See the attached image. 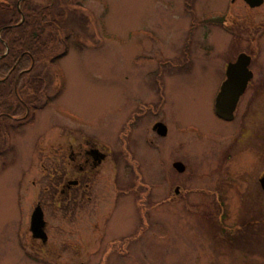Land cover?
<instances>
[{
    "label": "rangeland",
    "instance_id": "rangeland-1",
    "mask_svg": "<svg viewBox=\"0 0 264 264\" xmlns=\"http://www.w3.org/2000/svg\"><path fill=\"white\" fill-rule=\"evenodd\" d=\"M186 1H61L59 7L64 13L63 18L66 17L62 27L71 32L70 36L68 34V53L54 66L45 64L37 68L38 73H46L45 86L51 99L45 108L37 110L32 122L17 132L9 131V134L2 130L0 133V149L5 152L4 160L0 159V264H61L67 257H76L75 246L77 248L79 243L83 247L82 257L88 253L93 257L91 253L97 250V241L103 235L105 240L109 238L108 241L120 236L131 237L127 244L130 257L126 258L127 264H208L209 260L219 257L222 258L219 264H264V244L260 245L258 255L242 256L236 250L233 253L237 255L231 254L223 243L219 244L213 238L217 236L218 227L211 226L202 216L193 220L187 211L186 193L173 198L175 185L190 186V175H174L169 165L167 168L162 153L145 148V124L135 127L131 134L136 146H132L134 156L129 161L133 173L126 162L128 157L120 151L119 132L128 117V109L135 98L154 99L160 84L171 100L167 114L177 126L196 124L205 135L222 134L230 129L229 125L216 120L211 111L219 85L214 70L219 62L215 57L209 56L204 63L191 58V68L167 67L164 68L165 81L159 77L161 62L175 58L187 44H196L197 39L203 41L202 44L207 43L198 35L203 32L220 34V31L212 27L205 29L203 25L195 26L197 30L191 29L193 19L187 15L190 1ZM46 3L48 0H31L30 7H41ZM227 3L228 0H195L193 11L197 16L203 15L223 9ZM57 8L55 11L59 10ZM190 30L193 31L191 35ZM56 44L58 48L62 47ZM194 55L195 59H205L199 51ZM184 59L181 56V60ZM74 129L91 133L115 151L114 157L118 161L114 163L115 172L111 168L108 172L118 180L125 177L126 182L122 185L130 188V194L121 198L113 213L107 203H113L114 196L108 191L105 194L101 191L89 203L84 202L80 210L76 205L65 211L57 207L64 201L59 196L55 199L57 184L51 185L48 175H44L41 162L46 150L42 147L48 149L49 144L62 142L65 133ZM195 139L198 140L190 132L181 136L172 131L162 140L160 150L168 153V163L173 156L187 163L189 158L183 154V149H190ZM5 144L7 150L4 151ZM199 161L202 166H207L203 159ZM143 175L149 181L164 178L163 190L154 192L146 201L148 209H145L144 198L149 187ZM204 176L199 175V178ZM253 176L256 175H250ZM44 186L53 191L43 193ZM160 198L166 203L156 207ZM37 201L43 203L47 223L44 232L51 246L44 250L43 259L30 256L32 249L28 246L30 214ZM149 202L154 208L151 209ZM52 203L57 205L55 210ZM209 226L211 239L207 238ZM193 227H196V233ZM56 253H59L58 257ZM116 256L115 253L111 255ZM94 257L90 264L97 262L98 256ZM77 259L74 264H78Z\"/></svg>",
    "mask_w": 264,
    "mask_h": 264
},
{
    "label": "flooded vegetation",
    "instance_id": "flooded-vegetation-1",
    "mask_svg": "<svg viewBox=\"0 0 264 264\" xmlns=\"http://www.w3.org/2000/svg\"><path fill=\"white\" fill-rule=\"evenodd\" d=\"M188 2L187 15L193 19L191 29L197 30L195 26L203 25L205 29L212 27L220 31V34L203 32L198 35L207 43L202 44L203 41L197 39L196 44L195 42L187 44L182 51H178L175 58L161 62L158 68L159 77L161 81H165L163 75L164 68L168 69L167 67L178 70L191 68V58L204 63L209 56L215 57L219 62L214 66L217 72L215 79L219 85L212 99L211 111L216 120L229 125L230 129L222 134L211 132L205 135L196 124L177 126L167 114L171 100L167 98V93L160 84L159 90L154 93L157 95L154 99L135 98L133 105L128 109V117L122 131L119 132L120 151L123 156L128 157L126 162L132 172L129 161L134 156L132 146H136L131 134L135 127L145 124L147 126L145 148L155 149L158 154L162 153L167 168L169 165L174 175L184 173L190 175V186L185 189L175 185L173 198L186 193L187 211L191 213L193 220L202 216L211 226L218 227L220 230L217 228V236L213 238L216 239L215 242L223 243L231 254H235L233 251L236 250L242 256L258 255L260 245L264 244V0H228L225 8L211 10L198 16L193 11L195 0H187L186 3ZM192 32L190 30L189 34L191 35ZM194 47L199 48L198 51L205 59L194 58L197 57V54H194L198 53L193 49ZM188 49L190 51H186ZM181 56L186 59L181 60ZM40 73L46 75L43 71ZM55 74L54 70V77ZM220 93L223 99V114L228 115L226 117H220L215 112L216 98ZM233 99H236V102L232 103ZM229 108L232 110L229 111ZM27 114L28 110L25 112V115ZM158 124L164 126V134H162L164 128ZM172 131L181 136L190 132L198 138L190 149L185 151V148L183 149V154L187 159L189 158L187 163L174 156L168 163L166 161L168 153L164 154L160 150L163 146L162 140ZM42 148L46 150L43 156L45 164L41 162L44 175H48L51 185L54 182L57 184L55 188L57 186L58 193L55 199L59 196L60 200L64 201L62 204H57L58 206L55 203L50 204L52 209L55 210L57 206L65 211L69 206L76 205L80 210L84 202L89 203L101 191L104 192L102 194L108 191L113 194L114 201L107 204L111 207L110 212H114L121 198L130 194V188L122 185L126 182L125 177L118 180L108 172L111 168L114 173L116 167L114 163L118 162L115 160L113 147L99 141L91 133L78 129L67 131L62 142L49 144L48 149ZM200 159L205 161L206 167L201 165ZM136 165L137 169L141 168L139 162ZM199 175L205 176L200 179ZM250 175L256 176L250 177ZM52 176H55L54 179ZM143 178L149 187L144 198L145 209H148L147 202L153 193L163 190L164 178L161 176L152 181L148 178L147 181L144 175ZM51 191L53 190L48 186L42 189L43 193ZM164 200L160 198L155 206H163L166 203ZM42 204L37 201L32 211L40 207L44 219ZM150 206L151 209L154 208L151 203ZM46 227L45 221L44 231ZM193 231L196 233V227H193ZM207 234V238L211 239L210 226L207 228ZM194 236L199 237V235ZM129 238L120 236L118 239L115 238L116 240L108 241L109 238L105 240L103 235L97 241L99 245L97 250L91 253L93 257L88 253L85 258L82 257V244L79 243L77 248L72 245L75 246L76 257H67L61 261V264H74L76 258L79 260L78 264H90V261L95 260L96 255L97 262L93 264H127ZM28 239V246L32 249L29 252L30 256L43 259L44 250L51 247L47 236L44 240H40L41 238L30 232ZM113 253L117 256L111 257ZM58 254L56 253L57 257ZM221 260V257L209 260L208 264H219Z\"/></svg>",
    "mask_w": 264,
    "mask_h": 264
},
{
    "label": "trees",
    "instance_id": "trees-1",
    "mask_svg": "<svg viewBox=\"0 0 264 264\" xmlns=\"http://www.w3.org/2000/svg\"><path fill=\"white\" fill-rule=\"evenodd\" d=\"M30 4L31 0H0V133L17 132L47 106L51 96L46 76L37 68L56 65L68 52L63 13L55 11L57 0L36 8ZM2 149L0 158L5 156Z\"/></svg>",
    "mask_w": 264,
    "mask_h": 264
},
{
    "label": "water",
    "instance_id": "water-1",
    "mask_svg": "<svg viewBox=\"0 0 264 264\" xmlns=\"http://www.w3.org/2000/svg\"><path fill=\"white\" fill-rule=\"evenodd\" d=\"M232 101V100H230ZM236 102V99H233L232 103ZM223 99L221 98V93L218 95V97L216 98V113L220 116L226 117L228 115L225 116V114H223ZM233 108V107H232ZM232 108H229V111L232 110ZM229 113V112H228ZM160 127L162 124H158ZM161 130V129H160ZM161 132V131H160ZM165 132V128L162 134H164ZM31 231L33 232V235L36 237H39L41 239H45L46 235L44 232V221L42 219V212L40 210V208H36L31 216Z\"/></svg>",
    "mask_w": 264,
    "mask_h": 264
}]
</instances>
